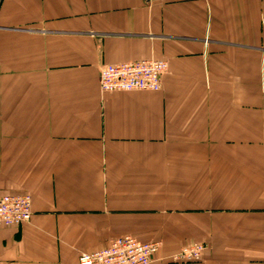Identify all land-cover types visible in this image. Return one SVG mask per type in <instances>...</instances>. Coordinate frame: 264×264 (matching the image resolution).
Here are the masks:
<instances>
[{"label": "crops", "instance_id": "1", "mask_svg": "<svg viewBox=\"0 0 264 264\" xmlns=\"http://www.w3.org/2000/svg\"><path fill=\"white\" fill-rule=\"evenodd\" d=\"M166 61L159 92L103 67ZM0 264H78L131 236L151 264H264V0H0Z\"/></svg>", "mask_w": 264, "mask_h": 264}, {"label": "built area", "instance_id": "2", "mask_svg": "<svg viewBox=\"0 0 264 264\" xmlns=\"http://www.w3.org/2000/svg\"><path fill=\"white\" fill-rule=\"evenodd\" d=\"M168 70V62L156 60L108 65L101 70L100 89L102 93L159 92ZM32 216L30 195L0 196V228L30 223ZM161 246L159 242H143L131 236L120 237L100 251L80 254L78 264H151ZM205 251V245L194 242L170 259L176 264L195 263L203 259Z\"/></svg>", "mask_w": 264, "mask_h": 264}]
</instances>
